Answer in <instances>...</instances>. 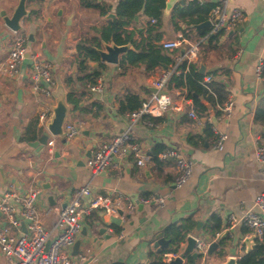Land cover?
Segmentation results:
<instances>
[{
    "label": "crops",
    "instance_id": "crops-1",
    "mask_svg": "<svg viewBox=\"0 0 264 264\" xmlns=\"http://www.w3.org/2000/svg\"><path fill=\"white\" fill-rule=\"evenodd\" d=\"M117 1L89 0L91 6L86 7L80 0H25L26 15L19 22L20 29L13 32L5 25L4 17L12 16L19 0H0V62L6 58L15 36L20 35L26 38L30 54L37 53L52 64L55 81L49 98L33 93L28 55L15 79L0 75V191L13 189L25 197L33 188H39L36 205L49 239L57 234L58 210L78 188L89 186L92 194L137 200L164 198L163 204H138L142 205L141 210L137 205L122 218L93 213L83 221L71 247L75 264H155L157 258L165 257L157 255L152 246L158 233L165 238H172L178 232L200 240L209 236L212 241L225 230L230 231L231 237L225 243L222 256L217 255L216 249L211 256L204 254L196 261L185 259L182 264H224L228 258L239 261L257 244L264 246V237L255 238L247 246L244 239L251 232L241 225L232 229L227 225L228 216L243 215L252 208L254 198L264 191V166L254 156L257 137H264V77L259 81L255 76L264 44V0H229V7L243 11V22L232 31L204 41L192 63L197 68L202 64L204 75L212 74L214 81L225 85L227 99L232 100L229 115L216 116V105L199 96L198 100L206 108L205 112L201 111L194 102H185L188 96L184 87L168 81L164 92L181 105V111L169 108L157 118L135 123L129 130L131 141L139 144L148 156L145 164L137 166L133 155H124L113 158L111 167L94 175L85 164L93 145L107 142L126 129L129 111H119V105H124L120 101L127 94H134L142 102L151 93L147 78L170 68L148 71L143 65L121 64L123 55H120L117 64L103 63L101 93L88 91L87 82L78 80L83 73L77 64L76 44L81 35L88 39L94 34L92 28L107 24V15L114 13L102 16L99 10L109 7L113 10ZM184 6L177 1L167 11L164 9L156 27L161 33L158 44L174 40L179 34L192 42L203 36V30L207 32L208 27L199 30L194 27L208 21L207 18L188 25L187 21L198 19V15L186 19L177 17ZM145 23L146 19L139 17L129 29L140 31ZM134 38L140 37L135 34ZM164 52L173 60L174 52ZM88 65L89 72L97 66L92 62ZM69 92L80 102L67 111L64 124L75 126L79 134L64 143L56 137L53 147H45L35 154L28 143L45 130L39 115L45 112L50 117L57 100L62 97L65 101ZM202 99L205 101L201 102ZM65 104L69 106L66 101ZM192 106L202 120L201 126L187 115ZM207 122L216 129L209 136L205 135ZM221 135H224L221 146L215 148ZM23 137L35 139L22 141ZM168 149L193 162L191 176L180 188L174 186L175 160H161L159 156ZM51 196L53 204L49 202ZM109 217L119 218L120 226L110 224ZM4 223L0 213V228ZM22 224L25 223L21 221L19 230H13L15 235L24 232ZM99 228L105 229L103 235L98 233ZM120 232H123L121 238ZM76 242L79 246L73 255ZM184 245L182 241L180 248ZM0 264H9L1 251Z\"/></svg>",
    "mask_w": 264,
    "mask_h": 264
},
{
    "label": "built area",
    "instance_id": "built-area-1",
    "mask_svg": "<svg viewBox=\"0 0 264 264\" xmlns=\"http://www.w3.org/2000/svg\"><path fill=\"white\" fill-rule=\"evenodd\" d=\"M210 0H183L184 5L196 3L203 5ZM229 0H216L215 6L208 13L207 20L209 27L205 35L195 41H189L184 34H179L174 40L159 43L163 50L174 52L173 63L169 69L161 71L156 76L147 78V85L154 89L149 96L143 100L138 108L127 113L126 129L113 136L107 142H97L91 149L90 156L86 159V166L94 175L99 174L109 167L113 158H121L124 155H133L137 166H143L148 160V156L142 150L139 144L131 141L129 130L132 125L139 121L157 118L167 109L181 111L182 107L171 99L164 92V88L172 75L178 76L180 70L178 65L183 62L186 65L192 64L200 51L201 44L212 36H218L221 33L234 30L244 20V13L236 7H229ZM155 20H150V24H155ZM29 56L30 70L29 80L31 91L42 95L45 98L51 96V90L55 84L53 78L52 64L35 53L30 54L26 47V38L16 35L6 58L0 62V75L9 79H15L19 74V68L26 57ZM187 72V67L185 69ZM255 76L257 80L262 81L264 77V44L262 55L258 58L255 66ZM213 81L211 75L205 76L199 83L205 88L208 94L213 96L209 84ZM103 78L98 76L93 83H87L88 91L92 93H101L103 91ZM185 102L192 101L188 98ZM220 116L229 115L232 107V100L227 99L223 105H216ZM188 117L195 121L197 126L202 125L196 110L192 106L187 112ZM38 119L46 125L49 114L43 112ZM150 122V121H149ZM211 132H215V126L210 122ZM63 136L65 141L73 140L80 132L78 128L71 124H63ZM56 137L49 136L46 146L48 149L54 146ZM224 135H221L215 148H220ZM161 160L168 158L175 160L176 177L174 186L180 188L190 178L193 162L179 155L175 150L168 149L160 155ZM255 159L264 166V137H257L254 148ZM40 194L39 188H33L25 197L18 195L13 189L0 191V213L4 218V225L0 228V251L7 258L9 264H75L70 250L78 235L82 223L95 212H102L106 215L118 217L117 209L123 204L124 213H132L138 204H147L150 202L164 203V198L143 197L139 200L134 198H122L120 196L112 197L107 195L92 194L89 186L76 189L69 197L66 205L58 210L55 227L57 234L49 239V234L45 230L40 213L37 209L36 200ZM21 221L25 224V231L15 235L13 230H19ZM227 225L232 229L238 225L247 228L251 234L262 240L264 237V191L257 195L252 208L240 217L232 215L227 218ZM123 232L119 233V238ZM205 244L197 242L196 249L199 252H205ZM175 254L165 255V262Z\"/></svg>",
    "mask_w": 264,
    "mask_h": 264
},
{
    "label": "trees",
    "instance_id": "trees-1",
    "mask_svg": "<svg viewBox=\"0 0 264 264\" xmlns=\"http://www.w3.org/2000/svg\"><path fill=\"white\" fill-rule=\"evenodd\" d=\"M166 0H118L114 9L111 10L100 8V14L102 16L107 15L109 12H113L114 19H108L107 24L100 26L99 28H92L93 36L90 38H82L76 44V52L78 56L79 72L83 73V76L79 77V81H86L87 83H93L95 78L100 76V70L105 67L100 62L98 50L102 48L103 44H112L116 46H131L133 49L128 50L121 58L120 63L132 66L143 65L146 70L152 71L155 68L170 66L173 63L172 58L168 55L161 46L158 44L161 33L157 31V25L160 24L163 11L165 9ZM80 4L86 7L91 6L89 0H80ZM215 3L209 1L203 5L191 3L181 8L177 17L186 19L192 15H198L196 20H188L187 24L191 25L197 21L207 18L208 13ZM144 17L146 19L145 26L140 31L135 28L129 29L132 24H135V18ZM190 19V18H188ZM150 20H155V24H150ZM203 22V21H202ZM202 35H205V30L202 31ZM135 34L139 35V40L135 39ZM145 34V35H144ZM153 41L157 42L154 43ZM96 63V67L89 72L88 63ZM187 67V72L185 71ZM180 70L178 76L172 75L169 82H173L177 87H184L187 90L188 98L194 102L196 106L203 112L206 111L204 105L198 100L199 96H202L212 106L223 105L227 100V90L225 85L219 81H212L209 86L214 95L208 94L205 88L199 83L205 76L198 73V68L194 64L186 65L184 62L177 67ZM211 75L212 74H208ZM193 94L197 97H193ZM66 102L68 104L77 107L80 99L76 98L73 93L69 92L66 95ZM119 105V111L128 110L129 112L138 108L141 104L138 97L134 94H127ZM216 116L220 115L219 111H216ZM258 119V116L256 117ZM263 120V117H262ZM205 135H212L207 122L205 127ZM35 138L23 137L22 141H29ZM219 228V226L217 227ZM177 234L181 235L180 232ZM264 246L257 244L252 252H249L243 256L237 264H264ZM155 264H163L160 258H157Z\"/></svg>",
    "mask_w": 264,
    "mask_h": 264
},
{
    "label": "water",
    "instance_id": "water-1",
    "mask_svg": "<svg viewBox=\"0 0 264 264\" xmlns=\"http://www.w3.org/2000/svg\"><path fill=\"white\" fill-rule=\"evenodd\" d=\"M179 1L183 5V0H166L165 2V10L167 11L171 5L175 2ZM3 15V14H2ZM26 15L25 10V0H19L17 7L15 8L12 16L10 18L4 17L5 25L12 30L13 32H17L20 29L19 22L22 18H24ZM114 14H108L107 19H114ZM137 17L135 20L137 21ZM68 24H70V21H68ZM197 30L202 28L209 27V21H204L200 24H197L194 26ZM31 40V37H29ZM133 49L131 46H116V45H109L104 44L103 50L99 49V57L100 62L105 64H117L119 62V56L124 55L128 50ZM95 65V63H93ZM166 68V66H163ZM198 73L200 75L205 74V67L200 64L198 68ZM151 92H154V89L150 88ZM193 97H197L193 94ZM66 101V100H65ZM65 101L62 97H60L57 100L56 106L53 108L52 114L49 117V121L46 123L45 130L41 133V135L33 142H29L28 145L32 147L35 151V154H39L43 151V149L46 146L47 140L49 136L53 137H60L63 136V124L65 122L66 113L69 109H72V105L69 104L67 106L65 104ZM205 100H201V102H204ZM67 103V102H66ZM205 121V119L203 120ZM215 117L212 119V123L215 124ZM61 142L64 143L65 140L62 138ZM47 188V187H46ZM49 202L53 204V198L52 196L49 197ZM66 204H63L61 207L63 208ZM139 210L142 209V205H138ZM117 213L120 216L123 215V210L121 208L117 209ZM119 218H113L109 217V223L114 226H120L121 220ZM98 225V224H96ZM199 228V225H198ZM196 230H199V229ZM22 229L25 231V225L22 224ZM105 232L104 228H99L98 233L100 235H103ZM85 235V232L83 233ZM228 237H231V233L228 230H225L221 236H217L216 239L209 241L210 237L206 236L203 240H200L199 238H196L194 235H179L175 234L172 238H165L162 233H158L154 236V240L152 243V246L155 249V253L159 256L167 255L168 253L175 254V257L170 258V260L166 263L164 260L166 259L163 256V259L160 258L161 263L163 264H182L183 260L185 259H193L194 261L198 260L201 255L211 256L214 254L215 250L218 249L217 255L222 256L225 252V243L228 241ZM255 237L251 235L250 237H247L244 239V243L249 246L253 243ZM183 241L185 243L184 247L180 248V243ZM203 242L206 244V250L205 252H199L196 249L197 242ZM79 246V242H76L73 246V255L77 254V249ZM190 264V263H188ZM224 264H237V260L235 258H228Z\"/></svg>",
    "mask_w": 264,
    "mask_h": 264
},
{
    "label": "rangeland",
    "instance_id": "rangeland-1",
    "mask_svg": "<svg viewBox=\"0 0 264 264\" xmlns=\"http://www.w3.org/2000/svg\"><path fill=\"white\" fill-rule=\"evenodd\" d=\"M81 32H84V31H83V30H81ZM85 33H86V34H88V35H90V31H89V32H87V31H86ZM77 34H78V36H79V33H77ZM77 34H76V35H77ZM85 37H86V36H84V35H81V39H82V38H85Z\"/></svg>",
    "mask_w": 264,
    "mask_h": 264
}]
</instances>
